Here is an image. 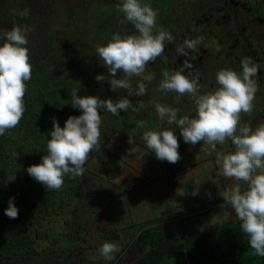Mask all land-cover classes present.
Listing matches in <instances>:
<instances>
[{"label": "trees", "instance_id": "trees-1", "mask_svg": "<svg viewBox=\"0 0 264 264\" xmlns=\"http://www.w3.org/2000/svg\"><path fill=\"white\" fill-rule=\"evenodd\" d=\"M43 6V16H40V10L37 13L27 8L24 0H0V45L4 42V31L11 30L14 25L28 26L30 31L25 47L29 49L32 65V78L25 82L23 117L15 128L0 136V264H91L86 260L84 243L88 241L89 232L101 224V219L113 223L112 210H109L113 196L110 186L102 184L99 174L84 169L81 177L72 178L66 174L63 186L51 190L30 177L26 169L41 163L47 154L46 145L51 138L54 119L63 128L70 116L82 114L80 109L72 106L73 91L78 97L104 98L103 94L108 91L102 89L105 80L97 81L95 77L109 76V72L105 64L101 67V58L93 50L98 44L105 45L115 32L126 35L131 24L121 23L122 19L118 24L111 22L116 14L103 19L95 16V23L101 24V30L109 26L106 28L108 35L99 38L87 33V41L80 35L77 42L74 37L71 41H58L59 31L53 26L55 36L51 35L47 31V21L40 18L47 17L49 10L47 4ZM110 7L116 8V5ZM25 9L29 15L21 18L18 13ZM53 14V10L52 13L49 11V18H53ZM88 30L92 31L91 28ZM132 33L131 30L128 32ZM80 64L89 69L80 71L76 68ZM73 85L77 89H73ZM98 112L101 145L104 136L119 126L122 116L104 109H98ZM91 155H97L96 150ZM106 156L108 160L112 159L110 155L100 153L98 160ZM88 178L99 180L101 184L92 186ZM10 198L18 209L16 219L5 215ZM191 216L194 215L156 218L136 225L137 229L128 239L129 244L115 255V259L100 264H123L122 260L137 251H140L139 256L130 264H264V257L251 254L240 221L197 230L188 224ZM164 221L167 222L163 224ZM56 222H60L57 235L49 231ZM112 225L111 229L98 231L102 240H118ZM162 225L173 227V230H160L158 227Z\"/></svg>", "mask_w": 264, "mask_h": 264}, {"label": "clouds", "instance_id": "clouds-1", "mask_svg": "<svg viewBox=\"0 0 264 264\" xmlns=\"http://www.w3.org/2000/svg\"><path fill=\"white\" fill-rule=\"evenodd\" d=\"M119 10L124 13V20L130 23L134 32L121 35L114 33L105 45H97L96 53L108 68L109 84L112 90L124 89L127 96H142L146 93V82L153 79L151 74L144 75L146 65L154 62L164 52L165 42L171 43V33L157 28L158 13L141 0H122ZM23 18L29 15L28 10L20 11ZM28 26L14 25L4 31V42L0 45V136L8 129L15 128L23 117L26 81L32 78L27 34ZM199 40L186 39L178 49L185 56L184 69H192L189 63V51H194ZM242 74L231 69H221L216 73L218 87L214 91L198 95L200 91L199 73L180 70L164 71L159 88L164 91H175L180 96L185 94L194 98L196 115L192 118L183 116L178 119V109L155 104L161 120L169 125L175 124L181 130L186 143L196 145L200 142L211 145L213 151L218 144L231 139L235 151L227 154L217 153L224 177L234 178L247 185L241 191L237 183L231 191L221 192L224 201L231 204L240 220L241 230L247 236L252 255L264 257V124L255 129L249 125L239 127L240 114L249 113L253 108L252 101L257 92V83L253 77L259 73L258 65L249 57L241 61ZM123 78L116 79L117 71ZM133 77H141L135 87ZM97 81L106 78L95 77ZM72 106L82 111L79 116H70L63 128L53 120V130L47 140V154L39 164L29 166L28 175L51 190H59L64 184V177H81L84 165L92 151L100 147L101 116L98 109L116 115L119 111L136 110L128 98H121L116 103L111 99L101 100L97 97H78L73 91ZM141 122L138 127H143ZM143 141L148 150L155 153L159 160L176 163L180 159L177 151L179 144L172 130L145 131ZM134 140L129 137L128 143ZM211 154V153H210ZM17 154L14 153L16 157ZM13 177L11 176L10 179ZM5 215L18 218V209L12 198L9 199ZM115 243L104 242L99 249L106 261L115 259L120 251Z\"/></svg>", "mask_w": 264, "mask_h": 264}, {"label": "rangeland", "instance_id": "rangeland-1", "mask_svg": "<svg viewBox=\"0 0 264 264\" xmlns=\"http://www.w3.org/2000/svg\"><path fill=\"white\" fill-rule=\"evenodd\" d=\"M24 1L26 7L32 11L38 13L40 10L38 13L40 16H43V5L47 4L49 6L48 14L46 13L47 17H39L47 21V31L51 33V35L55 36L53 26L55 27L54 30L57 29L59 31L60 35L58 36V41L60 39L71 41L70 39L74 37L77 42L78 38L81 37L82 39L83 36H85V40L87 41V33L97 35L99 38L108 35L106 28H109V26L101 30V24L97 25L95 23V16H101L103 19L104 17L110 18L113 14H116L111 21L116 24H118L121 19L124 20V13L119 10L122 0ZM203 1L204 0H141V3L148 4L157 11L158 16L156 23L158 29L161 28L159 26L161 25L160 21L168 22L171 25L172 32L175 31V28L178 29V33L175 36L172 35L174 39H178L182 33L179 27L184 24V15H187V13H185V8L190 5L203 3ZM109 2H111L110 5H116V8H111L110 5H108ZM52 10L54 14L53 18L50 17V21L49 11L52 13ZM160 18L161 20H158ZM39 24L41 25L40 21L37 22V26H39ZM125 24L128 25L126 21ZM88 28H91L92 31H89L90 29L88 30ZM79 30L80 32L84 31V33L79 34ZM130 30L134 32L132 25L131 29L129 27L128 32H130ZM78 35L80 36L78 37ZM89 53L90 52L87 54ZM93 53L97 55L96 48L93 50ZM80 58H82V56ZM158 59L159 57H157L154 62H149L146 65L144 75L151 74L153 76L150 82H146L152 85V89L147 92L146 97L141 98L140 102L137 103L135 114L132 115L133 111L130 109L127 112L121 111V115H123L121 118L125 119L122 123L119 121V126L112 133H107L104 136L105 140L100 145L101 148L96 149L97 155L89 156L84 165L86 171L94 175L99 174L98 176L101 178V181H103L102 184L109 185L111 187H109V189H111L110 192L113 194L112 202L109 206V210H112L111 217L113 225L101 219V224L89 232L87 235L88 241L84 243L87 248L86 260H89L91 264H100V262L105 261L99 252L104 242L115 243L120 247V251H122L129 244L128 239L130 238V234L137 229L138 224H143L156 218H177L192 214L194 216L188 218V224L191 228L197 230L240 221L230 203L226 204L227 201H224L222 196H220V200L213 201L212 195L216 193V190H218V192L220 190L222 192L231 191L237 183H240L241 191H244L247 185L243 182H235L234 178L224 177L221 174V169L219 172L220 174H217L214 170L212 171L211 168L207 167L206 164H204L203 168L195 165V160L198 158L197 153L202 151L200 147L204 142H200L196 145L186 143L182 138L180 128L175 124L169 125L166 122V125L161 128V130H172L176 136L179 144L177 151L180 155L178 162L174 164L170 163L171 165H169V163L157 159L155 153L147 149L142 138L143 133L148 131V129L151 131H154V129L143 114L149 116L150 113L154 121L160 120L153 101L161 104L163 101H170L171 97L168 94L170 91H164L159 88L160 81H158L157 77L159 74L157 70ZM100 64L101 67L104 65L102 59ZM76 68H79L80 71L89 69L85 64H80V66ZM54 69L57 68L55 67ZM58 71L60 72L61 69L54 71V74H58ZM140 79L142 78H132V80ZM72 88L77 89L76 85H73ZM172 94L174 96V92ZM102 100H105V98ZM254 107L255 104H253V108ZM183 108L184 104H180V108H176L178 109L177 115L180 117H182L184 113L187 114V110L185 111ZM259 118H261V122L264 124V113L259 115ZM141 122H143L144 126L138 127V124ZM253 126L255 127H250L253 129L259 127L256 125ZM129 137L134 140L132 144L128 143ZM100 153H103V155H110L112 159L108 160L106 156L98 160V155ZM202 153L203 151L200 155ZM88 180L92 186H99L101 184L98 179V182L89 178ZM106 214L108 216V213ZM108 218L110 219V216H108ZM165 222L167 221H164L163 224H165ZM110 225L114 226L118 238L117 241H105L98 235L99 230L104 229L106 231L111 229ZM54 226L55 223L49 231L57 235V233H60V222H56V226ZM158 228L163 231L166 229L170 231L173 230V227L167 228L164 227V225ZM63 244L64 242L60 243V246ZM120 251L118 253H120ZM139 254L140 251L135 252L131 257H127L128 259L122 260V263L130 264V261L139 256Z\"/></svg>", "mask_w": 264, "mask_h": 264}, {"label": "flooded vegetation", "instance_id": "flooded-vegetation-1", "mask_svg": "<svg viewBox=\"0 0 264 264\" xmlns=\"http://www.w3.org/2000/svg\"><path fill=\"white\" fill-rule=\"evenodd\" d=\"M185 10L187 15L183 17L184 24L179 27L182 33L178 39H174L171 43L165 42L164 52L157 60L158 81L162 80L164 71L180 70L184 74L189 71L193 74L199 73L200 91L198 95H202L214 91L218 87L216 73L219 70L231 69L238 74H242L241 61L250 57L259 67L258 75L253 77L258 90L253 101L255 107L249 113L242 112L240 114L237 134H239V127L246 124L251 127H255L253 125L260 126L262 122L259 115L264 113V0H204L203 3L190 5ZM158 20H161V18ZM160 22V30L169 32L173 36L178 33L176 28L174 32L171 31V25L168 22ZM186 39L200 41L194 51L188 50L189 57L187 59L193 66L190 70L183 68V61L186 57L178 52ZM105 78L104 84L101 85L102 89H108V91H105L103 97L111 99L113 103L121 98H128L136 107L140 99L146 97L147 92L152 89V85L146 83V93L144 95L129 97L124 89L112 90L109 84L110 77L106 76ZM115 78H123V73L118 70ZM136 81L132 80L134 87ZM168 94L171 96L170 101H163L162 105L176 109L180 108V104H184L183 110H187V114L184 113L183 116L192 118L196 115L193 97L187 94L180 96L175 91H170ZM121 111L118 112L120 115L122 114ZM133 114H135V111H133ZM143 115L152 124L154 131H161V128L166 125V119L154 121L150 113L149 116ZM178 117L180 118V116ZM124 119L120 122L122 123ZM200 148H202L203 153L201 155L202 151L197 153L198 158L195 160V165L203 168L206 164L217 174H220V169L222 170L217 159V153L227 154L235 151L231 139H226L223 144L216 145L215 151H213L211 145L205 143ZM169 165L171 164L169 163ZM221 192V190L219 192L216 190V193L212 195L213 201L220 200Z\"/></svg>", "mask_w": 264, "mask_h": 264}]
</instances>
